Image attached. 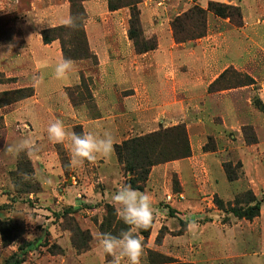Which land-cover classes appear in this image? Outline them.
I'll return each mask as SVG.
<instances>
[{
  "label": "crops",
  "instance_id": "0c3cea01",
  "mask_svg": "<svg viewBox=\"0 0 264 264\" xmlns=\"http://www.w3.org/2000/svg\"><path fill=\"white\" fill-rule=\"evenodd\" d=\"M189 1L192 2V0H182L177 6L182 10L181 8L188 6ZM208 1L211 0H200L203 7ZM218 1L237 5L235 0ZM13 3L18 9L23 8L31 19L26 22L24 40L30 68L36 74L31 84L34 88V96L30 101L39 108L35 116L36 122L29 116L23 115L24 118H28L34 129L32 132L34 135H41V137L47 135L49 125L59 119L64 122L69 132L76 124L82 127L84 134L91 131L103 137L106 133H110L115 145L137 133L153 132L161 125L167 127L185 122L188 130L193 124L187 122L188 116L194 117V135H189L192 157L171 162L168 164L170 166L167 167L168 169H163L164 176H167L168 170L175 172L178 176L182 189L181 199L184 200L185 196L187 200L174 202L175 206H178L176 208L170 207L181 213L194 209L198 204L197 201L194 203V197L202 192L195 179L199 172L197 165L199 162L195 163L193 160L196 154L201 153L205 140L203 124L205 110L201 103L202 99H206L204 104L208 110L219 109L221 111L222 127L233 131L234 136L240 138L242 136L241 127L245 125L244 120L246 118L248 120L243 107H250V98L247 97L255 95L263 107L260 111H254L258 118L250 121L249 124L253 126L259 142L257 145L241 146L237 154L244 170V176L248 178L252 186L258 189L263 188L261 184L264 186V168L261 161L264 159L262 157L264 150V60H259V55L264 52V42L257 37L261 29L255 25V22H251L254 17H257L260 4L257 5L254 15L244 10L243 1L239 3L245 24L237 28L238 30L228 26L224 31L211 32L208 30L204 38L190 43L177 44L172 38L169 27L170 17L176 10L171 11L165 6L160 7L161 3L158 1L141 0L139 9L144 36L154 37L157 47L155 50L138 55L127 36L129 8L109 11L106 0H85L83 3L86 12L84 31L89 49L97 58V65L92 75L94 82L90 88L94 108L90 109L87 104L73 106L66 94L67 89L79 84V65L73 62V69L68 77L57 79L55 66L62 59L60 43L54 41L44 45L40 35L42 30L64 24V20L69 16L68 0H15ZM182 12H185V9L180 13ZM248 31L254 34V37L248 39V34L244 33ZM82 63L86 67L84 69H88V63L84 61ZM228 67L250 75L255 84L209 94L208 87ZM84 69L81 70L85 71ZM87 72L90 73L89 70ZM48 79L60 81L56 89V94L59 93L61 97L59 103L49 104L50 96L54 94L51 91L44 95L49 97L46 102L39 100V83ZM22 102L12 106L22 108ZM91 110L95 113L94 116L91 115ZM191 112L194 116L190 114ZM207 126L211 129L217 127L212 124H207ZM205 154L207 153L203 154L204 157L209 156L210 153ZM215 154L213 153V156ZM224 154L223 152L219 156L224 157ZM55 159L57 161L58 157ZM97 159L104 161L105 156L98 155ZM220 162L214 160L213 170L215 172L222 171V162ZM182 163H186L189 167L190 174L188 172L187 177L178 169ZM217 164L219 169H217ZM155 170L160 175V171L154 167L149 175L148 183ZM213 173L210 171V176L208 174L209 190H214L222 200L231 201L239 191L230 198L225 199L220 196L215 189L217 180ZM223 178L222 182H228L225 174ZM237 182L228 183L233 185ZM143 192L150 195L148 187ZM192 212L190 211L191 214ZM219 213L221 211L212 210L210 214L208 213V217L205 213L203 219L209 218L206 221L187 225V234L194 228V243L197 247L194 248L193 253L183 252L187 251L186 247L182 250L176 243H169L170 239L167 240V238H164L156 251L181 263L264 264V204L260 205L259 215L251 222L232 216L225 224L221 222ZM160 214L164 216V211ZM165 223L167 222L161 223L157 220L154 222L151 235L147 240V249H153L158 229L161 224L165 225ZM65 255L62 264H110L112 260L111 256L103 252L98 241L93 242L86 253L76 255L74 250L69 249ZM141 263L146 264L143 257ZM122 264H127V262L122 261Z\"/></svg>",
  "mask_w": 264,
  "mask_h": 264
},
{
  "label": "rangeland",
  "instance_id": "374dc122",
  "mask_svg": "<svg viewBox=\"0 0 264 264\" xmlns=\"http://www.w3.org/2000/svg\"><path fill=\"white\" fill-rule=\"evenodd\" d=\"M151 1H158V3H161L160 7L165 6L166 8L171 9V11L173 9L176 10V12H173L170 17L169 27L173 19L181 16L192 7H199L207 10L209 2H219L226 5H232L218 0H211L203 7L200 0H192V2L189 1L187 7L181 8L182 10L185 9V12L180 13L182 10H180L177 5L182 0ZM241 1L244 3V10L254 15L257 5L260 4L257 17H254L251 22H255V25L261 29L257 37H260L264 42V0H235L237 5L233 6L240 7L239 3ZM13 2H15V0H0V95L3 92L32 87V80L34 76H36L30 68V63L25 49L26 43L24 40L26 22L31 19L30 16H27L26 11L23 10V8L21 9L20 7L18 9ZM240 9L242 13V8L240 7ZM177 13L180 14L176 15ZM8 19L13 21L11 26L6 24ZM205 23V36L207 35L208 30L211 32H218L224 31L225 28L228 27L232 29L236 28V30H238L245 24L243 20V13L242 26L238 28L234 26V23H232L228 18L216 17L208 11L205 15ZM195 33H197V30H195ZM244 33L248 34V39L254 37V34L249 33V31L248 33ZM191 35V32L183 33L181 38L188 39ZM198 39L186 40L183 43H190ZM259 60H264V52L263 54L260 53ZM84 62H87L90 68L88 67V69H84L86 67H84L82 61L76 62L80 69V71L78 69L79 84L69 88L70 91L67 89L66 94L69 101L70 96L75 99V102H77L75 107L87 104L88 108L91 109L92 107L94 108L92 94L90 95V98H88V94H86L82 86L85 85L88 90H90L93 86L94 81L92 75L94 74L96 65L90 61ZM81 69H84L85 71ZM88 70L90 73L87 72ZM16 72L19 73L16 74ZM224 73V78L214 86V89L221 90L227 89L228 87L237 88L238 84L245 83L248 84L240 87L252 86L255 84L254 79L250 75L238 72L232 67H228L220 75ZM80 74L83 77L82 82L84 84L80 83ZM246 79H251L253 84L246 82ZM52 81L48 79L47 81L39 83L40 88L38 97L41 102H46L49 99V97L44 96L48 91L54 93L52 94V97L50 96L51 101L49 104L60 102V94H56V89L59 87L58 84L60 81L55 80L53 83H50ZM51 84H53L52 87ZM208 93L213 94L216 92L208 91ZM247 98H250L251 104L250 107H243L246 113L245 116H248V120L247 118L244 120L245 125L241 127L242 136L240 138L234 136L233 131L222 127V120L220 118L221 111H219V109L208 110V107L204 104L206 99H202L201 101L205 110L203 113L205 140L201 153L196 154L193 160L195 163L199 162L197 163L199 172H197V177L195 179L196 182H198V188L201 189L202 192H200L199 196L194 197V203L197 201L198 204L194 207V209L190 210L193 211V214H191L190 211H182L180 213L176 212L177 210H174V208L178 207L175 206L174 202H183L187 199L184 195V200L181 199L182 189L177 174L168 170L167 176H164L165 172H163V169L167 167L169 168L170 166L168 164L171 162L156 165L150 169L151 173L152 169L155 167V169L160 171V175H158L155 170L150 182L148 183V176L144 188L140 192H143L147 187L150 190V196L153 198V200L151 199V203L154 209L155 217L153 224L156 220L161 223L164 221L167 222L165 225L161 224L159 229L157 228L158 232L161 229L163 233L161 244L163 243L164 238H167V240L170 239L168 240L169 243H176V245L182 250L186 247L187 251L183 252L193 253L194 248H196L197 245L194 243V228H192L188 234L186 233L188 231V224L202 223L206 221V219L209 218L203 219L205 213L206 217H208V213L210 214L212 210L221 211V213H219V215H221V222L226 224L228 219L234 216L228 212L231 207L245 208L249 205L252 206L257 202L259 205L262 203L264 204V186L261 184L263 188L260 189L256 186H252L248 178L244 176V170L237 154L241 146L257 145L259 142L256 136V143L249 144L246 141L249 140L246 139V135L247 138H250L251 132L247 131L244 134L243 129L249 128L254 132L253 126L249 123L250 121L258 118L254 114V111L262 110L261 108L263 106L257 96L250 95ZM30 100L31 98L23 101L22 108L20 106H12L13 104L5 107L0 106V264H3L12 255L19 254L20 248H23V250L26 251L25 261L22 264H62L63 257L66 256V252H68L69 249L74 250V244L78 247H86V245L89 244V247L91 248L93 242L98 241V233H111L113 235H119L122 231H126L128 229V226L120 221L116 215V206L112 200V194H114L122 184L126 183V179H128L130 175L124 174L116 159L114 151L105 156L104 161H98V159H96L92 162H85L83 166L70 167V139H66L62 143H54L49 141L48 135L41 137V135L36 136L32 133L34 129L31 127L28 118H24V115L29 116L30 119L36 122L35 116L36 113H38L39 107L34 106ZM251 109H253V111ZM90 113L93 116L95 115L92 110ZM190 114L194 116V113L191 112ZM188 117L189 119L187 122H189V124L193 123L190 125V129L187 130L185 122L181 124L185 126L191 150L190 157H192L189 135H194V117ZM207 124L216 125L217 127L215 129L217 130L211 129V127L207 126ZM75 126L80 125H73L72 131ZM170 127L173 126L164 127L161 125L155 131L160 128ZM146 134L149 133H137L130 136L128 139ZM22 140L34 142L38 148L36 155H30L27 149L18 153L15 151H6L8 147L15 148V146ZM123 141L118 144H121ZM118 144L116 143L115 145ZM203 147H206L207 152L204 151ZM223 152L225 153L224 157H220L219 155H222ZM202 153L210 154L209 156L204 157ZM213 153L216 154L213 156ZM262 153V157L264 158V150ZM21 154L28 160V163L24 162V159L21 160L20 164L22 165V171H18L20 170L18 167V161H20ZM55 157H58L57 161H55ZM214 160L216 162H222L220 163L223 172H215L213 170L215 165ZM261 162L262 167L264 168V159ZM26 164L28 165L26 166ZM102 164H104L102 167L105 169L101 167ZM224 164H228V166H230L229 170L231 175L237 176V179L234 180L238 181L237 184L232 185L231 183H228V180V182H222L225 174L223 168ZM178 169L182 171L185 177H187L189 167L186 163H182ZM217 169H219L218 164ZM209 170L214 172V177H216L217 180L215 189L220 196L225 199L230 198L237 191H239L236 195H234L231 201H224L214 192V190H209ZM48 180H51L52 183H47ZM251 195L255 199L254 203L247 202ZM168 197H170L169 200ZM236 197H241L242 199L235 203ZM215 199L222 202L221 208L217 207ZM170 206H173L174 208L172 209ZM163 211L164 216L160 214L163 213ZM228 215L231 216L229 217ZM33 217L39 218V223H37L36 219H32ZM248 221L251 222L253 219ZM183 223L185 226H183ZM4 224L9 225L7 228L10 229V232H8V229L6 231L3 228ZM14 229H17L15 233ZM176 237L179 238L174 239ZM155 239L152 250H149L146 247L148 239L143 240L144 254L142 257L146 264H157L160 260L155 254H160L159 251H156V249L161 244L157 245L155 243ZM28 242H34V244L25 248L24 246ZM90 248L86 252H88ZM150 252L154 253V255H149ZM83 253L75 254L80 255ZM168 258L173 259L171 257ZM198 258H200V256H198ZM173 260L177 261L175 259ZM177 262L181 263L179 261Z\"/></svg>",
  "mask_w": 264,
  "mask_h": 264
},
{
  "label": "trees",
  "instance_id": "16d2710c",
  "mask_svg": "<svg viewBox=\"0 0 264 264\" xmlns=\"http://www.w3.org/2000/svg\"><path fill=\"white\" fill-rule=\"evenodd\" d=\"M84 1L85 0H68L69 16L75 18V26H67L63 24L60 26L42 30L40 32V35L42 43L44 45L51 44L54 41H58L60 43L62 59H68L73 62L90 61L94 65H97V58L89 49L84 31V22L86 20V12L83 5ZM106 2L109 11H116L125 7L129 8L130 18L128 21L127 36L131 41L136 54L140 55L156 49V39L154 37L146 38L143 33L139 9L141 0H106ZM207 11L211 12L216 17L228 18L232 23H234V26L238 28L242 26V13L240 7L226 5L219 2H209L207 5V10L199 7H192L181 16H178L171 21L170 28L172 31L174 42L183 43L186 40H194L205 36V15ZM6 24H9V26H11L13 24V21L8 19ZM195 30H197V33H195ZM188 32H191L192 35L189 36L188 39H182L181 36L183 35V33ZM224 76L225 73L220 75L208 87V91L217 92L234 88L228 87L227 89L221 90L214 89V86L217 85L219 81L224 78ZM80 81V83H83V77L81 74ZM246 82H250L249 84H253V81L251 79H246ZM245 84H238V87ZM83 86L82 88L85 90L86 94H88V98H90V90H88L85 85ZM68 91H70V89H68ZM33 96V87L3 92L0 95V106L5 107L32 98ZM69 98L72 105L75 106L77 104V102H75V99L72 96H70ZM243 130L244 134L247 131L251 132L250 138H247L246 135V139H249L246 141L249 144H255L257 139L253 130L249 128H245ZM73 131L78 134H84L81 126H75L73 128ZM203 149L205 152H207L206 147H203ZM114 153L124 174L130 175V177L126 179V183L131 184L132 188L137 191L143 190L144 185L148 179L150 169L153 166L169 163L176 160L186 159L191 156L188 136L183 124H179L170 128H160L159 130L152 133L127 139L121 144L114 145ZM23 159L24 162L28 163V160L21 154L20 161H18V167L20 170L18 171H22V165L20 164V162ZM27 165L28 164H26V166ZM223 168L229 182L237 179L236 175H231L229 170L230 166H228V164H224ZM240 199L242 198L236 197L235 203H237ZM215 202L218 208L222 207L221 201L215 199ZM247 202L254 203V197L251 195L248 198ZM259 209L260 205L257 202L252 206L249 205L245 208L231 207L230 211L228 212L234 215L236 218L251 220L259 215ZM152 225L148 230L142 231L141 235L144 237L143 240L148 239L151 233ZM183 226H185L184 223ZM7 227H9V225L4 224L3 228L6 231L8 229ZM16 230L17 229H14V233ZM8 232H10V229H8ZM162 234L163 233L160 229L155 239V243L157 245L161 244V240L163 238ZM33 244L34 242H28L24 247L27 248ZM89 248V244H87L86 247H78L76 244L73 245L74 252L78 254L86 252ZM19 251V254L12 255L3 264H22L25 261L26 251H24L23 248H20ZM149 255H154V253L150 252ZM155 255L160 259L157 264H182L163 255Z\"/></svg>",
  "mask_w": 264,
  "mask_h": 264
},
{
  "label": "clouds",
  "instance_id": "9594fccd",
  "mask_svg": "<svg viewBox=\"0 0 264 264\" xmlns=\"http://www.w3.org/2000/svg\"><path fill=\"white\" fill-rule=\"evenodd\" d=\"M76 20L68 16L64 20L67 26H75ZM73 69V61L61 59L55 66L57 79H66ZM48 139L54 143H62L66 139L71 141L70 167L83 166L85 162H92L98 155L107 156L114 151L113 137L106 133L103 137L93 132L78 134L75 131L69 132L62 120L56 119L47 128ZM28 150L30 155L38 152L34 142L27 140L20 141L15 148L8 147V152H20ZM51 184L52 181L48 180ZM112 200L116 206L115 211L119 220L128 226L126 231L119 235L111 233H98V244L103 252L112 257L110 264H140L144 254L142 231L148 230L154 221V209L151 203V196L148 193L140 192L132 188L131 184H122L112 194ZM39 223V218L33 217Z\"/></svg>",
  "mask_w": 264,
  "mask_h": 264
},
{
  "label": "built area",
  "instance_id": "2783aa9c",
  "mask_svg": "<svg viewBox=\"0 0 264 264\" xmlns=\"http://www.w3.org/2000/svg\"><path fill=\"white\" fill-rule=\"evenodd\" d=\"M170 199V197H168V200Z\"/></svg>",
  "mask_w": 264,
  "mask_h": 264
}]
</instances>
